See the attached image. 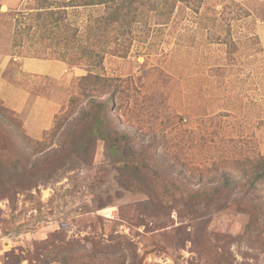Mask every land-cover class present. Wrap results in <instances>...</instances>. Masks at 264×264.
Here are the masks:
<instances>
[{"label":"rangeland","instance_id":"obj_1","mask_svg":"<svg viewBox=\"0 0 264 264\" xmlns=\"http://www.w3.org/2000/svg\"><path fill=\"white\" fill-rule=\"evenodd\" d=\"M257 2L177 0L162 23L159 4L129 26L124 56L106 52L88 74L76 44L105 4L0 0L3 76L19 77L22 55L76 72L42 79L61 109L41 133L0 99V264H264V177L251 186L264 158ZM94 99L107 101L110 141L131 138L123 161L89 131ZM45 157L51 168L35 172Z\"/></svg>","mask_w":264,"mask_h":264},{"label":"trees","instance_id":"obj_2","mask_svg":"<svg viewBox=\"0 0 264 264\" xmlns=\"http://www.w3.org/2000/svg\"><path fill=\"white\" fill-rule=\"evenodd\" d=\"M92 3L85 4H99L104 5L106 8V12L103 13L99 18L94 19V24L89 27L87 32V43L84 44H76L77 49L80 50V54L77 56L76 61L81 63L88 74L90 72V68L99 67L102 64V58L104 53H115L118 55L124 56L128 49L130 38L126 40V33L130 32L129 26L136 19H144L147 15L153 11L158 9V5L162 4L166 7V10L162 13L158 14L156 17V22H163L168 20L169 14L173 9L177 0H90ZM185 3H190L191 5L196 6L194 8H198L205 0H178ZM55 27L58 28V21L55 20ZM60 27V25H59ZM119 36V39L117 37ZM130 36V35H129ZM63 49L72 50L71 44L69 41L63 44ZM111 52V53H110ZM24 57H28L26 55H22ZM29 57H35L31 55ZM88 74L86 76H88ZM85 76V77H86ZM107 105V101H97L96 99L91 102V109L93 112L90 115L92 118V126L89 127V131L94 133V137L96 139H101L105 142V147L107 152L116 157L117 160L123 161L124 158L127 157V150L133 149V146H128L131 138L124 134L123 137L118 138L116 141H110L109 133L107 131L106 124L108 119L105 115V107ZM84 153V152H83ZM56 155H54L55 157ZM53 159L51 157H45L43 161L35 163L34 171H45L47 168H51V162ZM125 168L134 175L135 172L142 173L143 168L133 163L126 162ZM259 171L256 172L255 178L251 181V186H254L256 180H262L264 177V158L259 159L256 162V165ZM254 168V169H258ZM252 169V170H254ZM0 171H2L0 169ZM28 171V169L26 170ZM33 172V170H32ZM136 174V173H135ZM5 176H7L5 174ZM127 175L123 174L121 179L126 181ZM237 180H233L230 184L234 188V184ZM70 258V257H69ZM67 257H63V261H65ZM85 263L91 264L89 261ZM134 264V262H131ZM139 264V263H137Z\"/></svg>","mask_w":264,"mask_h":264},{"label":"crops","instance_id":"obj_3","mask_svg":"<svg viewBox=\"0 0 264 264\" xmlns=\"http://www.w3.org/2000/svg\"><path fill=\"white\" fill-rule=\"evenodd\" d=\"M258 1L257 4L264 6V0ZM256 19L255 35L264 52V16ZM8 62V57H6V61L0 60V99L8 106L7 108L20 115L22 125L29 132V135L32 136L34 132L41 133L47 128H42L39 124L47 122L50 116L53 117L61 109V102L41 93L42 79L51 78L57 83H65L68 81V77L75 75L76 72H70L67 65L60 60L20 57L18 59L19 77L15 80H9L2 74ZM57 93L60 92L57 91ZM40 110L48 115H42Z\"/></svg>","mask_w":264,"mask_h":264}]
</instances>
